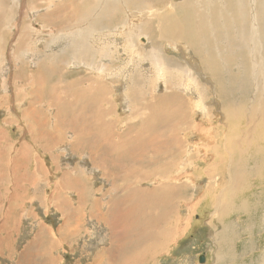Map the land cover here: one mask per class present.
<instances>
[{
  "label": "rangeland",
  "instance_id": "1",
  "mask_svg": "<svg viewBox=\"0 0 264 264\" xmlns=\"http://www.w3.org/2000/svg\"><path fill=\"white\" fill-rule=\"evenodd\" d=\"M68 1L0 0V264H91L96 252L115 243H125L128 251L122 264H264V0H165L153 9L137 0H112L114 5H104L123 12L110 19L125 21L126 38L108 30L107 18L100 21L95 13L80 15L78 22L75 4ZM83 6L77 3V9ZM181 17L193 21L190 41L163 31ZM100 25L106 35L99 30L103 45L96 56L92 47L75 51L78 34ZM113 33L121 36L116 43L110 37L111 48L106 42ZM96 57L101 62L94 64L90 59ZM76 59L87 67L74 65ZM155 64L172 75L153 77ZM47 67L53 68L49 76ZM54 70L63 77L52 75ZM73 82L78 92H86L84 102L94 101L95 87L106 90L107 113L94 128L101 135L109 131L114 140L113 147H100L102 162H94L90 152L95 135L86 131L79 138L49 102L56 99L47 92L50 85L66 102L75 101V92L68 93ZM191 84L201 87L200 94ZM133 91L140 92L136 101ZM172 97L183 124L167 116L173 131L144 130L155 104ZM34 110L46 116L52 138L43 139ZM126 132L142 146V136L150 135L155 152L145 155L143 147L134 163L137 144L127 146ZM222 138L234 144L225 145ZM165 140L168 145H162ZM225 147L232 159L230 182L222 179L227 174L220 175L221 167L215 169L228 155ZM136 169L147 173L135 184L128 176ZM209 187L217 196L212 210ZM147 188L159 189L167 201L172 196L166 190L185 192L176 208L175 236L164 229L166 207L171 216L175 208L159 201L158 208H146L151 222L137 220L138 235L126 241V228L117 226L112 233V224L101 216L111 214L115 204L130 205L134 212L133 195ZM149 226L165 237L150 241ZM37 239L42 250L34 247ZM153 243L154 251L146 250Z\"/></svg>",
  "mask_w": 264,
  "mask_h": 264
},
{
  "label": "crops",
  "instance_id": "2",
  "mask_svg": "<svg viewBox=\"0 0 264 264\" xmlns=\"http://www.w3.org/2000/svg\"><path fill=\"white\" fill-rule=\"evenodd\" d=\"M78 19L79 18H77V20ZM99 19H100V21L104 20L102 18H99ZM117 21H118L117 19L115 21L113 19H107L106 23L109 22L107 24V27H108L107 29L108 30H114V31H116V33L119 32L118 34H120V33L123 34V32L126 30L127 32L125 31L126 34L124 32L123 36L128 35L130 33V31H129V29H127V25H126L125 21L123 20L124 23H122V25L118 24ZM78 22H80V20H78ZM114 24H116V25H114ZM123 26H126V27H123ZM84 30H85V32L83 34H78L79 40H77L76 42L73 41L72 45H73L75 51H80V50H84L87 47H92V51L94 53V56H96L97 51L99 52V49L101 48V43L103 45V40H102V38L100 39V36L102 37V35L100 33H98L99 30L101 32H105V30H103V25H100L99 29H89L88 31L86 29H84ZM114 34L115 33L110 34V36H108L109 39L106 42L107 43L106 45H108L111 48H112V43L113 42L116 43L114 38L118 36V35H114ZM111 36H114L113 37V40H114L113 42L110 39ZM81 37H84V39H82ZM130 38L132 39V37H130ZM149 39H150V37H149ZM66 41H67V44L69 45V47H71L72 45H70L69 41L68 40H66ZM110 52H111V49H110ZM79 56L80 55H78V57ZM83 57H84V54H83ZM97 57L101 58V55L99 54V56L97 55ZM97 57H96V59L95 58H93V59L91 58L90 60L95 64L96 61H99V59H97ZM75 61H76V63L74 65L79 64L78 65L79 67H81V66L87 67V65H85L86 63H83L84 64L83 65L82 61H80L78 59H76ZM99 62H101V61H99ZM52 69H53L52 67L45 68V72H46L47 76L50 75ZM56 69H59L58 66H56ZM54 74L59 76V77H61V78L63 77V75H61L62 72H57V71L54 70L52 75H54ZM48 79H46L45 81L47 82ZM76 84L77 83L74 84V82L70 83V85L68 87V90H69L70 87L74 88V92H75L76 96L74 94H70V95L76 97L75 101L66 102L64 99L61 98L62 101H63V104H61L60 107L62 106L63 109L62 110L60 109L62 113L59 114V115L66 117L64 122H65V124H67V128L73 133H75V132L79 133V138H81L82 135H85L86 131L95 135V137H93V139H94L97 147L95 146L93 149L90 150V152L92 154V158L94 159V162H98V159L101 161L99 156L102 157V154H103L99 150L100 147L108 146L107 144H109L110 147H113L112 141L114 140L113 138L109 139V137H108L109 131H105L106 133L101 135V132L99 131L100 134L97 133L98 129L94 128L95 124H97V123L102 124L103 123V120H102V117H101L102 113H104V114L107 113L106 109L103 108V104H104L103 101L105 99L107 100L106 96H104L106 94V90H103L102 86H100L101 87L100 89H99V87H95V89L97 88L98 91L95 93L96 94L95 98H92L94 101L84 102L82 100V97H83V95H85L83 93H86V92L85 91L78 92V88H77L78 85H76ZM78 87H80V86H78ZM58 94H59V92H58ZM172 99L176 100L177 98L176 97H172ZM172 99L170 100V98H167V100L162 105L163 109L164 110L166 109V112H167L166 115L167 116H172L173 114L176 113L174 111L175 110V108H174L175 105H173ZM168 100H170V101H168ZM49 102H50V104L52 103L51 106L55 107L54 99H52V101L50 99ZM71 116H72V118H71ZM99 116H100V118H98ZM180 116H181V118H183L182 116H184V115H182L180 113ZM45 118H46V116H45ZM46 121H47V119H46ZM50 136L52 138L53 133H50ZM50 136L47 135L46 136V140L49 139ZM123 136H125V139L128 142V143H126L127 146L128 145H131V146L133 145L132 147L134 148V144H138V143L133 142L132 140H130L131 138H133V133L131 134L130 132H126V133L123 134ZM98 137H100L99 140H98ZM126 140H124V141H126ZM161 147H162V145H161ZM94 149H96V151ZM137 155L138 154H136L135 157H138ZM128 177L129 178H133V176H128ZM130 194L131 193H127V195H125L124 197H127ZM185 196H186L185 194L177 193L175 196L172 197L171 201H167L166 198H165V194L161 193L159 201H163L165 203V205H166L167 202L170 203L171 205H173L174 208H175V215H177L176 208H177L178 204L181 203L178 200L179 199H181L180 201L184 200ZM111 206L114 207L113 212L111 214H108L107 216L106 215L105 216H101L102 217L101 219H104V220L108 219V222H110L112 224L110 226V228L112 229V233H116L115 232L116 231L115 227H117V226H119L118 229L122 228L121 231H123L124 228H126V231L124 232V237H125L126 241H128L129 239H132V238H134V237H136L138 235L137 231H138L139 227H134L133 223H134V221L141 219V214L142 213H144V215H143V217L141 219V222H143V223L145 222V224H148L149 213H148L146 207H144V206L140 207L139 204H136L134 212L131 210V206L130 205L121 206L120 204H115V205H111ZM115 208L117 210H115ZM146 211H147V216L145 215ZM113 220L115 221L114 223L112 222ZM141 222H140V224H142ZM128 229H131L130 233L127 231ZM157 238H159V237H157ZM155 239L156 238H154L153 240H155ZM40 240H42V238ZM38 241L39 240L37 239V241L35 242L36 244H35L34 247L37 248L38 246H40V250H42L43 244L42 243H38ZM124 244L125 243L121 244L120 247H118V245L115 243V244H111V248H109V247L108 248H102L101 251L95 253L93 261H92L91 264H111V263L122 264V262H119V261H123L124 262L125 260L129 259L128 258L129 257L128 254L125 253V252H128V251L123 249ZM156 244H159V243H156ZM160 244H162V243H160ZM154 249H155V244L154 243L152 245H150V246L146 245V250H149V252L154 251ZM141 257L142 256H140V258ZM25 262H26V259H25ZM19 263H23V259L22 258H21Z\"/></svg>",
  "mask_w": 264,
  "mask_h": 264
},
{
  "label": "bare ground",
  "instance_id": "3",
  "mask_svg": "<svg viewBox=\"0 0 264 264\" xmlns=\"http://www.w3.org/2000/svg\"><path fill=\"white\" fill-rule=\"evenodd\" d=\"M122 1V0H121ZM120 0H118V2H117V4H121L120 2H121ZM128 1V0H127ZM132 1H134V0H132ZM173 1V0H172ZM68 2H73L74 4H75V8H74V10H73V12H72V15H73V17H75V18H80L81 16H86L88 13H89V15L90 14H93V13H95L96 15L95 16H98L99 18H107V19H110V17H113V15L114 16H118V15H123V12H120V13H116V11L115 10H111L110 9V11L107 9V7H106V5H104V4H112L113 3V1L112 0H69ZM79 2H81L84 6L82 7V8H79V9H77V3L79 4ZM135 2V1H134ZM137 2L139 3V2H141V4H144V3H146V4H148L149 5V7L150 8H152L153 9V7L154 6H156V4H164V2H165V0H137ZM169 2V1H168ZM124 3V2H123ZM122 3V4H123ZM128 3V2H127ZM126 3V4H127ZM137 3V4H138ZM92 4V7H88V6H90ZM115 3H113L112 5H114ZM172 4V3H171ZM93 5H96L97 7H94ZM99 5V6H98ZM133 5V4H132ZM63 6H64V4H63ZM174 8V7H173ZM77 9V10H76ZM175 10V9H174ZM57 11L58 12H60V13H62V11L63 10H61V8L60 7H58V9H57ZM81 15V16H80ZM182 16V15H181ZM91 17V16H90ZM166 17H168V16H166ZM3 18V15H1L0 14V21H1V19ZM50 18V17H49ZM89 18V17H88ZM98 18V19H99ZM189 17H185L184 18V20H182V17L180 18V20L178 19H175L173 22L174 23H171V21L169 22L170 24H166L165 25V27H164V29H163V31H167V33H166V36H169L170 35V33H171V31H172V33H173V35L178 39V40H182V39H185L186 41H190L191 39H193L194 37H193V29H192V26H193V21L191 20V19H188ZM4 19V18H3ZM45 19H47V18H45ZM166 19V23H168V21H169V19H167V18H165ZM5 21V20H4ZM129 24V23H128ZM127 25V24H126ZM134 25V24H133ZM130 26V25H129ZM132 26V25H131ZM135 26V25H134ZM123 27H126V26H123ZM118 31V30H117ZM126 31V30H125ZM124 31V32H125ZM124 32H123V34H124ZM127 32V31H126ZM126 32H125V34H126ZM134 32V31H133ZM119 33V32H118ZM117 33V34H118ZM129 33V32H128ZM104 35H106V32L105 33H103ZM123 34H121V35H123ZM120 35V36H121ZM98 36V35H97ZM103 36V35H102ZM119 36V35H118ZM119 36V37H120ZM101 37V36H100ZM125 38L127 37V36H124ZM33 38H34V36H33ZM125 38H123V39H125ZM97 41V40H96ZM95 42V41H94ZM130 42V41H129ZM129 45H130V43H129ZM126 46H128V45H126ZM207 46V45H206ZM128 48H130V47H128ZM209 49V48H208ZM128 50V49H127ZM133 50V49H132ZM220 51V50H219ZM127 52V51H126ZM131 52H134V51H131ZM128 53V52H127ZM210 53V52H209ZM211 56H213V55H211ZM111 57H114V55H111ZM155 59V58H154ZM154 67H156L155 69H154V74L156 75H154L153 77H155V78H157L158 79V77H159V79H163V80H166V77L168 76V74L170 73V71L171 70H166L165 69V67L163 66V65H160V64H155V66ZM25 71V70H24ZM177 73L176 74H178L179 73V71L177 70L176 71ZM152 73V74H153ZM172 73L175 75V71H172ZM26 73H24L23 72V77H25L24 75H25ZM172 74L170 73V76H171ZM133 76V75H132ZM135 76V75H134ZM170 76H169V78H170ZM140 78V77H139ZM173 78V77H172ZM152 82V81H151ZM168 82H171V81H168ZM139 83H141V79H139ZM170 84V83H169ZM49 88H47L48 90H47V92L49 91V93L52 95V97L54 98V97H56V99L54 98V102L56 103V105H57V107H58V110H57V113L58 114H61L62 112H61V110H60V105L61 104H63V101H62V99H61V97L59 96V94H58V91H56L57 90V88H56V86L55 85H50V86H48ZM191 87H192V92H196L197 94H200V92H201V87H198L197 85H194V84H191ZM50 89V90H49ZM42 90H45V88H43L42 87ZM56 91V92H55ZM74 91V88H69V90H68V93H71V92H73ZM153 93V92H152ZM131 96H133V97H131V98H133V101H136V99H137V97L139 96L140 97V92H137V91H133L132 93H131ZM59 98V99H58ZM191 99H193V98H191ZM161 100V99H160ZM173 100V99H172ZM178 100H179V98H178ZM162 102V101H161ZM164 102L165 101H163L161 104L158 102V103H156L154 106V108H152V109H154V110H151V111H153L152 113H153V115L150 117V118H148V120H146V122H145V124H144V130L146 129V130H150V129H153V128H156L155 130H154V132H158V130H159V128L160 129H163V127L162 126H164V129L168 132V131H170V130H174L173 128H171V127H168V126H170L171 124H173L171 121H169V119H168V117H167V115L165 114V113H163V111H164V109H163V107H162V105L164 104ZM173 102V101H172ZM183 102V101H182ZM151 103V102H150ZM151 105H152V103H151ZM153 106V105H152ZM147 109H148V106L146 107ZM38 110H34L33 112H37ZM149 111V110H148ZM151 111H149V112H151ZM166 112V111H165ZM253 113V112H252ZM41 114V112H37V116H38V120H37V122L41 125V127H42V132H41V135H42V137H43V139L44 140H46V136L47 135H49L50 136V133H49V131H48V128H47V126H48V124H47V121H46V118H45V116L44 115H40ZM163 114H165V118L163 119V117H164V115ZM172 117H173V119L174 120H177V121H180L182 118H181V116H180V114L178 113H175V114H173L172 115ZM183 122L184 121H182L181 120V122H179L180 124H183ZM178 123V122H177ZM143 124V123H142ZM141 124V125H142ZM146 125V126H145ZM166 127V128H165ZM168 127V128H167ZM172 127H174V126H172ZM142 128V127H141ZM171 132V131H170ZM160 134V133H159ZM207 134V133H206ZM241 135V134H240ZM206 137H209V136H206ZM49 138H51V136L49 137ZM212 138V137H211ZM211 138H210V140H211ZM215 138V137H214ZM150 139V140H149ZM209 139V138H208ZM142 140L146 143L145 145H140V144H137V146H136V144H134V146H136L135 148V152H134V154H133V161H134V163L135 162H137L138 160H139V158H135V153L136 152H138V151H140V150H142L143 149V147H144V154L146 155L147 153H149V152H151V154H152V152L154 153L155 151L153 150V147H155V145H153L154 144V142L153 141H151V137H150V135H144V136H142ZM168 140V139H167ZM204 140V139H203ZM214 140V139H213ZM161 141H163L162 139H161ZM222 143H224L225 145H228V143H229V145H232V144H234L233 142H230V141H228V138L227 139H223L222 138ZM233 141V140H232ZM133 142H137L136 141V139L134 138L133 139ZM180 142V141H179ZM169 143H171V141L169 142ZM208 144H210V143H208ZM162 145H168V141H166L165 140V143H162ZM173 145V144H172ZM212 145V144H211ZM236 145V144H235ZM133 146V145H132ZM131 146V147H132ZM174 146H175V143H174ZM176 147H180L179 146V143L178 142H176ZM260 147V146H259ZM133 148V147H132ZM131 148V149H132ZM218 148V147H217ZM216 147L212 150V156L214 155L215 156V154H214V152H217L218 154H219V152H220V150H218ZM226 148V151L225 152H228V155L227 156H224V157H222V159L224 158V161L221 163V164H215L216 166H215V169H220V167H221V174L220 175H222V174H227V176H226V178H224L223 176H221V177H223L222 179H227L229 182H230V179H231V165H232V159H231V155H230V150L227 148V147H225ZM173 149V148H172ZM263 149V148H262ZM180 150V149H179ZM211 150V149H210ZM259 150V149H258ZM257 150V151H258ZM157 153V152H156ZM221 154V153H220ZM149 155V154H148ZM138 156V155H137ZM219 156V155H218ZM142 158V157H141ZM215 158H216V156H215ZM233 158V157H232ZM237 164H236V162H235V165L234 166H236ZM157 166H159V167H161L159 164H157ZM142 168V167H141ZM239 168V167H238ZM138 169V168H137ZM134 170L133 171V178L131 179V180H133L134 182H135V184H136V182L138 183V182H141V176L142 175H144V174H146L147 172H144V171H141V169L140 170ZM162 169L163 168H161L159 171H162ZM165 171V170H164ZM213 174V172H211L210 173V175H212ZM238 177H239V174L237 175ZM141 177V178H140ZM144 177H145V175H144ZM143 177V178H144ZM144 181V180H143ZM134 182H133V189L134 190H137L139 187H135L136 185L134 184ZM167 194H169L170 196H175L177 193H179V194H185V192H179V189H177V188H171V189H168V190H166L165 191ZM142 193V194H141ZM230 193V190H227V194H229ZM208 194V195H207ZM207 194H206V196L207 197H209V202H207V207L209 208V210H212L213 209V207L215 206L214 205V203H216V201H217V196H215V191H214V189L212 188V187H209L208 188V190H207ZM160 196H161V191L159 190V189H157V188H147V189H141V191L139 192V194L138 195H133V199H134V201L136 202V204H139V206L140 207H146L147 209H149V208H151V207H156V208H158L159 206H161V202H159V198H160ZM225 210V212H226V207H223ZM231 212V211H230ZM230 212H228L229 214H230ZM165 213H166V216H165V220H166V222L168 223L167 225H165V227H164V229H165V231L169 234V233H173L172 234V237H174L175 235V231L177 230V227H178V223H176L175 224V218H176V216L177 215H175V212H174V216H171V214H172V211H171V209H168L167 207H166V211H165ZM167 213H168V215H167ZM227 213V214H228ZM231 213H234V212H231ZM143 215H144V213H142L141 214V219H142V217H143ZM223 216V215H222ZM225 218V217H224ZM141 219L139 220V224H140V222H141ZM137 221V220H136ZM136 221H134V223H133V226L134 227H137L136 225H137V223H136ZM151 222V218H149L148 217V223H150ZM135 223H136V225H135ZM139 227V226H138ZM225 228H226V226H224ZM149 230H150V234H149V240L150 241H152L154 238H157V237H165V233H163L162 231H160V230H153V229H150V226H149ZM129 233L131 232V229H128L127 230ZM235 231V230H234ZM138 233V232H137ZM230 240V239H229ZM132 244V243H131ZM130 246V245H129ZM140 258V256H137V259H139Z\"/></svg>",
  "mask_w": 264,
  "mask_h": 264
},
{
  "label": "water",
  "instance_id": "4",
  "mask_svg": "<svg viewBox=\"0 0 264 264\" xmlns=\"http://www.w3.org/2000/svg\"><path fill=\"white\" fill-rule=\"evenodd\" d=\"M204 262H205V258L202 257V258L200 259V263H204Z\"/></svg>",
  "mask_w": 264,
  "mask_h": 264
}]
</instances>
